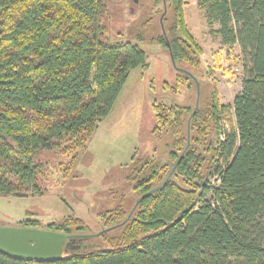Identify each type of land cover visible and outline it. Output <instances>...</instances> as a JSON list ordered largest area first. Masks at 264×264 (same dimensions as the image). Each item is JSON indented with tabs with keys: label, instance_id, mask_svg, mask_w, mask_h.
Returning a JSON list of instances; mask_svg holds the SVG:
<instances>
[{
	"label": "trees",
	"instance_id": "trees-1",
	"mask_svg": "<svg viewBox=\"0 0 264 264\" xmlns=\"http://www.w3.org/2000/svg\"><path fill=\"white\" fill-rule=\"evenodd\" d=\"M188 1L155 0L169 16L150 39L182 69L201 63ZM196 1L208 26L219 25L210 33L245 61L232 103L218 101L213 81L193 108L155 101L152 132L169 135L167 161L136 151L115 169L136 193L131 208L121 197L98 213L100 234L64 248L88 238L103 245L45 261L0 250V264H264V0ZM106 13L104 0H0V196H42L44 153L66 156L60 171H74L130 71L148 68L136 43L106 39ZM17 226L92 234L72 213Z\"/></svg>",
	"mask_w": 264,
	"mask_h": 264
},
{
	"label": "rangeland",
	"instance_id": "rangeland-1",
	"mask_svg": "<svg viewBox=\"0 0 264 264\" xmlns=\"http://www.w3.org/2000/svg\"><path fill=\"white\" fill-rule=\"evenodd\" d=\"M104 1L107 6L103 19L107 27L106 39L136 43L147 54L148 68L136 67L130 71L111 111L99 122L74 171L68 175L60 171L59 164L67 161L66 156L57 158L44 153L47 167L45 178L40 182L46 192L42 196H0V225L17 226L19 220L26 218L48 223L72 213L87 225L91 235H97L103 230L100 211L112 208L121 197H124V209L129 210L136 197L123 179L124 171L115 169L130 164L136 151L167 161L164 141L168 143L170 138L164 131L156 135L152 132L155 123L152 104L157 101L193 108L202 102L213 81L218 101L228 105L241 89L245 61L239 56L238 45L224 46L219 36L210 33V28L217 29L219 25L208 26L196 0L184 4L183 14L188 32L201 49V63L198 68L186 66V69L174 65L169 52L150 41L161 35L163 18L169 16L162 3L155 0ZM183 75L187 78L183 79ZM228 119L233 120L231 111L225 115L223 124ZM40 153L37 152L36 158ZM210 182L214 183L213 178ZM93 243L103 245L99 238L83 239L73 246L66 244L62 254L87 251Z\"/></svg>",
	"mask_w": 264,
	"mask_h": 264
},
{
	"label": "water",
	"instance_id": "water-1",
	"mask_svg": "<svg viewBox=\"0 0 264 264\" xmlns=\"http://www.w3.org/2000/svg\"><path fill=\"white\" fill-rule=\"evenodd\" d=\"M88 236L91 234H65L43 228L0 225V250L29 261L58 260L68 239Z\"/></svg>",
	"mask_w": 264,
	"mask_h": 264
}]
</instances>
